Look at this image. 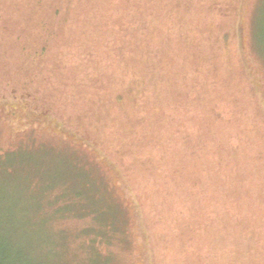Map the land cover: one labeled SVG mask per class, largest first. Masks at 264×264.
Here are the masks:
<instances>
[{
	"label": "rangeland",
	"instance_id": "obj_1",
	"mask_svg": "<svg viewBox=\"0 0 264 264\" xmlns=\"http://www.w3.org/2000/svg\"><path fill=\"white\" fill-rule=\"evenodd\" d=\"M71 1L62 0L60 4ZM117 1L120 6L122 1L124 4L129 2ZM136 1L146 16L141 27L136 8L129 6L119 14L123 18L106 19L103 24L97 21L94 26L89 8L82 12L77 0L75 7L71 5L67 9L60 6V9L67 10L66 18L61 12L55 19L50 16L53 21L43 27H26L25 33L35 31L46 51L44 55L39 53L37 56L33 54V48L30 52L32 56L27 53L21 58L30 66L33 80H25L24 71L14 73L5 85L9 92L17 95L32 92L40 108L50 106L52 92H56L52 88L53 70L58 64L57 68H62L66 60L71 64L70 69L76 73L79 71L81 80L91 88L83 104L79 105L83 99L77 105L73 104L80 111H85L82 119L86 120L84 128L80 129L83 133L75 136L64 132L54 119L43 118L33 104L32 108L13 101L8 103L11 98L7 102L0 100V194L11 195L15 191L18 195L16 202H12L15 199L0 198V211L7 218L1 217L0 235L17 240L26 238L24 242L35 244L37 253L42 245L43 264H148L145 253L151 249L155 264H210L207 240L211 237L224 240L225 243L219 245L233 256L237 251L246 253L241 257L242 264H264L260 261L264 258V0H219L221 4L218 5L232 7L228 16H223L222 12L217 15L203 13L205 23L214 19L213 31L219 25L220 36L225 32L231 34L228 42L219 44L223 46V74L230 78L231 85L240 83L239 88L229 91L233 94L232 99L236 97L241 104L237 115L241 124L227 116L229 122L221 125L225 132L219 130L207 145L210 147L208 159L219 164L212 171L215 173L218 170V177L207 175L208 180L204 178L200 195L205 197L201 196L197 203L192 239L191 231L187 230L189 219L183 212L180 216L175 215L176 210L182 211L183 206H188L186 183L181 188L170 190L176 176L170 172L166 176L170 177L168 180L159 178L160 174L150 176L147 161L144 162L135 149L125 147V151H131V154L113 156L117 160L116 167L99 154L101 144L93 147L84 141L86 137L92 142V133H99L91 125L101 127L102 123L111 119L117 120L116 114L121 113V107L116 105L118 93L108 87L102 94L98 85L97 76L99 80L102 78L103 82H108L115 77L117 69L114 63L106 62L103 57L112 58V51L114 56L119 53L129 56L143 31L147 33L144 38L148 44H159L161 37L157 31H161L164 25L165 29L170 27L163 21L168 11L176 5L180 12H187L189 7L185 4H191L190 0ZM191 1L200 7H208L214 2ZM36 4L37 0H33L31 6ZM236 4L240 14L234 8ZM3 10L6 13V8ZM190 14L193 12L184 15L185 18ZM9 35L8 32L0 33V42L11 50L13 46L9 44ZM92 39L94 42H91ZM87 47L95 49L96 53H92L100 55L96 57L95 65L90 63L94 59L93 55L89 56ZM11 63L13 68L23 64ZM236 65L240 67V72L245 69L243 67L247 68L245 77L242 75L243 80L237 76ZM62 74H66L65 70ZM64 82L71 80L67 78ZM13 87L18 89V93ZM73 112L72 119H75L79 114L76 109ZM180 118L178 114L175 120L177 127ZM71 128L73 130V126ZM185 130L168 143L176 159L183 153L185 159L181 163L189 161L192 164L191 156L195 154L191 150L192 144L201 142V138H191L188 145L191 153L186 160ZM226 130L230 134L227 135ZM164 133L169 134V131ZM112 138V133L99 137L105 143ZM166 141L165 137L160 143L165 144ZM113 142L120 143L115 139ZM119 149L123 151V147ZM152 149V156L158 158L161 154L159 146ZM104 153L108 154L105 150ZM136 158L139 160L134 165L132 162ZM209 160L207 172L211 165ZM124 177L129 179L128 185L133 187L134 195L130 193L128 188L131 187L126 185ZM156 189L158 192H155ZM169 190L170 197L161 194ZM101 217L106 218L104 222H100ZM217 218L221 221L216 222ZM197 221L204 227L194 240V229L201 226ZM211 221H214L216 230L228 229L226 234L218 237V234H211L208 237ZM104 223L105 226L101 227ZM191 244L194 246L191 247ZM229 244H237V249L230 248Z\"/></svg>",
	"mask_w": 264,
	"mask_h": 264
},
{
	"label": "trees",
	"instance_id": "obj_2",
	"mask_svg": "<svg viewBox=\"0 0 264 264\" xmlns=\"http://www.w3.org/2000/svg\"><path fill=\"white\" fill-rule=\"evenodd\" d=\"M60 1L62 0H37L36 6H31L33 0H13L12 2L0 0V21H7L0 23V33L8 32L10 34L9 44L13 46L11 50H8L0 42V47H4L0 48V86H4L0 88V100L7 102V99L11 98L8 103L13 101L24 107L33 104L40 115L42 114L43 118L54 119L64 132L67 131L75 136L76 134L83 133L80 132V129L81 127L82 129L84 128L86 120L82 119L85 111H80L73 104L76 103L75 105H77L82 99L83 101L79 105L83 104L86 98L85 96H87V92L91 86H86V82L81 80L79 71L76 73L75 70L70 69L71 64L68 60L62 63V68H57L60 65L58 64L53 70L55 73L53 75L54 82L52 88H55L56 92H52V100L49 102L50 106L40 108L38 100L33 99L32 92L28 95H17L15 92H9V88H5V85H8V82L11 81L8 78L13 77L12 74L19 71L25 72V80H33L30 66H27L21 58L27 53L31 56L33 54L37 56L40 54L44 55L46 48L40 44V38L37 37L35 31L26 34L25 29L31 25L34 28L43 27L49 21H53L49 18L50 16L55 19L54 17L60 15L61 12H63L64 18H66L68 12L65 8L68 9L71 5L75 7V0L68 3L61 2V4ZM77 1H79V5L82 7V12L86 8H89V16L94 26L97 25V21L103 24L106 22V19L123 18L119 14L124 11L123 8L126 10L128 6L129 8H136V12L141 18L140 27L144 22L143 18L146 17L140 11L139 7L141 5L136 0H129L127 4H124V1H122L121 6L117 0ZM190 2L191 4H185L189 7L187 12H180L176 5L168 11L167 17L163 21L166 22L165 24L170 25V27L165 29L164 25L161 31H157V27L159 26L157 25L156 31L159 37H161L159 44H148L147 39L144 38L147 37V33L143 31L141 32L139 40H136L137 45L131 48L129 56L126 57V55H121L120 53L114 56V51L109 48L107 49L108 51H112L110 53L113 54V57L110 59H108L109 57L107 59L103 57V59L106 62L114 63L117 69L114 72L115 77L109 79L108 82H103L102 78L99 80L97 76L98 85L102 89V94L105 93L108 87L114 93H118L116 95V105L121 107V113L120 115L118 113L116 114L115 119L117 120L111 119L108 122L102 123L101 127H93L91 125V128L99 133H92V142L86 137L84 141L90 143L93 147H99L101 144L99 154L105 159H108L111 165L117 164V160L113 159V156L123 157L124 155L128 156V154H131V151H125V147L135 149L139 153V157L144 162L147 161V167L150 169L147 173L150 176L160 174L158 177L163 180L170 179V177L166 178L169 172L176 176V179L173 178L174 182L172 180L170 190H173L174 187L181 188L186 183L188 185V206H183L182 211L176 210L175 215L180 216L183 212V215L189 219L187 230L189 232L191 231L192 239L193 223L197 220V203H199V199L202 196L200 194L203 191L204 178L208 180L207 175L218 177V170L215 173L213 172L219 164L216 161L213 162L208 159L210 147L207 145L209 141L214 140L219 130L223 129L221 125L229 122L227 116L233 118L235 123L240 122L237 115L241 104L236 97L232 99L233 94L229 91V89H234L235 87L239 88L240 83L231 85L230 78L224 75L222 71L224 61L221 57L223 54L221 50L223 46L219 43L222 41L228 42L231 34L230 32H225V35L220 36L221 30L218 31L219 25L217 27L218 29L213 31V26L215 25L214 19L212 18V23L211 21L205 23V16L203 15V13L217 15L222 12L221 14L223 16L225 14L228 16L227 14L231 12L232 7L224 8L218 5L220 3L219 0H214L208 7H200L191 0ZM7 4L9 5L7 6ZM62 5L65 7L63 10L60 9ZM4 8L7 10L6 13H4ZM234 8L238 14L241 13L240 9V11L237 10V4ZM49 10H51V14ZM68 11L70 12V10ZM190 11L193 14L185 18L184 15L189 14ZM83 37L84 41L88 42L85 36ZM74 38L76 37L74 36ZM80 42L83 43V41ZM91 42H94V40L92 39ZM37 46H39L38 49L35 48ZM33 48L34 53L31 54L30 52ZM87 51L89 56L93 55L92 59L94 60L90 63L95 65L97 62L96 57H100L99 53L96 55L95 49L93 50L89 47H87ZM11 62H22L23 64H17V67L13 68ZM236 66L238 68L237 72V68L235 67L237 76L243 80L242 75L245 77L247 68L246 66L243 67L245 69L240 72V67L238 65ZM101 67L103 70L105 69L103 66ZM64 70L66 74H62ZM67 78L71 82H64ZM56 81H58L57 84H55ZM16 92L18 93V89H16ZM74 109H76L79 115L75 119H72L74 117ZM178 114L181 116L179 127L175 126V120ZM183 124H185V128ZM71 126H73V130ZM217 127L219 128L216 131ZM182 129H186V136L183 138L187 140L188 152L186 151L185 153L186 160L187 155L191 153L190 147H188L191 144V138L194 137L196 139L197 136L201 138V142L192 144L191 150L195 152L191 156L194 161L192 164L189 161H187L188 163H181L185 159L183 153H180L178 159H176L171 145L168 143L174 140V136L183 133L184 130L181 131ZM110 130H112L111 133L114 138L108 140L107 143L99 139V137L103 138L107 134H111L108 133ZM165 130L169 131V134L164 133ZM239 131H241L240 128ZM223 132H225V128ZM255 132L257 133V131ZM226 134L228 135L230 132L226 130ZM165 137L167 140L166 143H160ZM113 139L119 140L120 143L116 144L113 142ZM195 145H197L199 151L195 148ZM153 146H159L161 154L158 158L152 156L151 151L153 150ZM122 147L123 151L121 152L119 148ZM104 150L108 154H105ZM238 150L237 148L236 153ZM197 151L199 152L198 155ZM138 160L139 158H136L132 163L135 165ZM207 160L211 162L208 172ZM115 166L118 167L117 165ZM118 172L121 176L119 169ZM139 174L142 176L141 173ZM124 181L126 185L129 184V179L124 177ZM230 181L234 183L233 180ZM128 186L131 187L128 189L133 194V187L131 185ZM170 190L162 192L161 194L170 197ZM155 192H158L157 189ZM15 193L16 195H14ZM2 197L15 199L18 195L14 191L11 195L0 194V198ZM16 201L18 200L15 199L12 202ZM1 217L7 220L0 211V223ZM104 219L106 218L102 219L101 217L100 222H104ZM217 221L220 222L221 218H217ZM197 224H199L198 221ZM104 226L105 223L101 227ZM203 227L201 225L194 229V240L199 237V233L203 230ZM227 230L226 228L216 230L214 221H211L208 237L211 234L214 236L218 234L217 237L221 236L222 234H226ZM218 238L211 237L210 239L208 238L209 240L206 239L208 241L206 242L208 244L210 264H242L241 257H244L246 253L240 254L237 251L235 256L229 254L219 245L220 243H225V241L222 239L218 240ZM25 239L17 240V238L0 235V264H43L45 261L44 255L40 253L44 249L42 245L39 247V253H37L36 249L38 248L35 247V244H27L24 242ZM233 240L237 243L236 239ZM252 244L251 242V246ZM193 246L191 244V247ZM229 247L237 249V244L233 246L229 244ZM145 255L147 256L148 264H155L153 261L154 251L152 249L148 250ZM260 261L263 262L264 258Z\"/></svg>",
	"mask_w": 264,
	"mask_h": 264
}]
</instances>
